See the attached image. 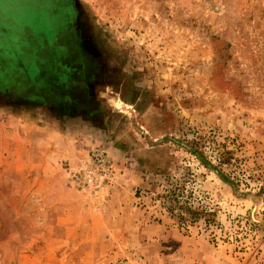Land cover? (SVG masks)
Here are the masks:
<instances>
[{
	"label": "rangeland",
	"instance_id": "rangeland-1",
	"mask_svg": "<svg viewBox=\"0 0 264 264\" xmlns=\"http://www.w3.org/2000/svg\"><path fill=\"white\" fill-rule=\"evenodd\" d=\"M4 82L0 264H264V0H0Z\"/></svg>",
	"mask_w": 264,
	"mask_h": 264
},
{
	"label": "crops",
	"instance_id": "crops-1",
	"mask_svg": "<svg viewBox=\"0 0 264 264\" xmlns=\"http://www.w3.org/2000/svg\"><path fill=\"white\" fill-rule=\"evenodd\" d=\"M12 83H0V107L4 110H8L9 107V115L6 116L7 118L1 119L0 118V135L11 133V131L16 132V136L19 138V136H23L21 139H25L24 141H19V143H22L23 147H20L19 144L16 145V143L9 147L10 154L16 155L17 150H23L27 152H33V151H39L40 152V159L42 160V164H36L35 161L28 163V167H30V170H35L40 173V175H46V172H51V169H49L48 166V160L50 155L46 153H42V151L45 149L47 145V137L46 135H50L51 133H56V131H50L48 126L45 123H33V114H37V112H33L34 108L40 107L43 108V106L48 107L49 101L47 100V95L45 98L41 95L39 102L34 105L31 99L29 97L26 98H13L12 94H10V90ZM7 92V94H6ZM41 104L42 106H40ZM6 111V112H8ZM21 112V113H20ZM1 115V114H0ZM3 118V117H2ZM29 118V123H21V120L27 121ZM35 124V125H34ZM7 129V130H6ZM56 130V129H55ZM38 136L41 139V143L39 146H37L38 142ZM20 139V138H19ZM32 140L35 142L32 143ZM3 140L0 139V146L3 145ZM46 143V144H45ZM49 143V141H48ZM45 145V146H44ZM24 148V149H23ZM45 168V169H44ZM59 171V168L57 169Z\"/></svg>",
	"mask_w": 264,
	"mask_h": 264
},
{
	"label": "trees",
	"instance_id": "trees-1",
	"mask_svg": "<svg viewBox=\"0 0 264 264\" xmlns=\"http://www.w3.org/2000/svg\"><path fill=\"white\" fill-rule=\"evenodd\" d=\"M172 195L174 196L173 197L174 202L178 204V207L176 208V210H177V213H179L178 215L181 217L180 220L183 223L187 222V220H185V218L183 217L184 213H188L191 216L190 224H194V222H196L197 220H199V218L205 215L208 219V220L206 219V223L211 222V215H212L211 213H208L204 209L200 210L199 208H192V206H188L186 202L184 203V205L180 204L178 200L179 195H176V191H174Z\"/></svg>",
	"mask_w": 264,
	"mask_h": 264
},
{
	"label": "built area",
	"instance_id": "built-area-1",
	"mask_svg": "<svg viewBox=\"0 0 264 264\" xmlns=\"http://www.w3.org/2000/svg\"><path fill=\"white\" fill-rule=\"evenodd\" d=\"M92 165H91V169H90V172L95 175V172L97 174H100L102 173L103 171L106 170V165H107V161L106 159L101 156V155H98V156H95L94 160L91 161ZM96 176V175H95ZM103 177V176H102Z\"/></svg>",
	"mask_w": 264,
	"mask_h": 264
}]
</instances>
